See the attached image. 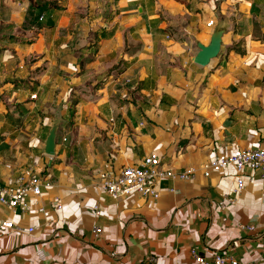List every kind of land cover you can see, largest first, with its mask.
Here are the masks:
<instances>
[{
    "label": "crops",
    "instance_id": "0c3cea01",
    "mask_svg": "<svg viewBox=\"0 0 264 264\" xmlns=\"http://www.w3.org/2000/svg\"><path fill=\"white\" fill-rule=\"evenodd\" d=\"M225 24L220 56L197 65ZM241 149L264 150V0H0V183L36 169L47 185L28 214L0 204L20 228L0 231V264H199L192 248L263 261L264 173L236 193L235 170H201ZM150 155L197 177L157 201L98 188Z\"/></svg>",
    "mask_w": 264,
    "mask_h": 264
},
{
    "label": "built area",
    "instance_id": "2783aa9c",
    "mask_svg": "<svg viewBox=\"0 0 264 264\" xmlns=\"http://www.w3.org/2000/svg\"><path fill=\"white\" fill-rule=\"evenodd\" d=\"M210 22L209 26L213 27ZM36 95L33 96L35 98ZM235 170L236 193H240L245 188V174L247 172L264 173V150L263 149H241L231 154H221L216 158L205 163L202 173L205 178H211L213 174H220L229 170ZM198 170L189 168L178 171L173 168L165 167L159 157L150 155L143 158L139 164L124 166L118 171L101 172L98 178V188L111 196L131 195L139 196L145 200L157 201L161 197L163 185L166 181L180 180L192 182L196 179ZM47 187L44 178L36 169H29L22 172L15 180L14 186L0 183V204L9 209L15 216L28 214L33 210L31 200H39L43 191ZM171 192H175L171 189ZM57 209H61L63 204L56 199ZM39 213H44L45 208L37 203ZM99 211V207H95ZM242 230L255 233L254 225H243ZM20 229L15 227L11 221L0 220V231ZM29 234H34L36 229L30 226L27 230ZM96 235L102 233L100 227L94 229ZM190 254L195 262L199 264H264L263 261L242 263L237 258L226 253H215L208 259L196 248L190 250ZM39 259L45 263L46 258L43 252L37 253Z\"/></svg>",
    "mask_w": 264,
    "mask_h": 264
},
{
    "label": "water",
    "instance_id": "95a60500",
    "mask_svg": "<svg viewBox=\"0 0 264 264\" xmlns=\"http://www.w3.org/2000/svg\"><path fill=\"white\" fill-rule=\"evenodd\" d=\"M227 31L228 24L219 25L213 31L209 45L205 46L200 42L197 44L199 52L194 58V62L197 65L207 67L213 62V60L220 56L222 47L224 45V36L226 35ZM59 125L60 124L58 121L54 123L46 140L44 152L49 157H54L56 155V142Z\"/></svg>",
    "mask_w": 264,
    "mask_h": 264
},
{
    "label": "trees",
    "instance_id": "16d2710c",
    "mask_svg": "<svg viewBox=\"0 0 264 264\" xmlns=\"http://www.w3.org/2000/svg\"><path fill=\"white\" fill-rule=\"evenodd\" d=\"M232 49L238 51V52L241 53V54L243 53L240 49H238V48H236V47H233Z\"/></svg>",
    "mask_w": 264,
    "mask_h": 264
},
{
    "label": "rangeland",
    "instance_id": "374dc122",
    "mask_svg": "<svg viewBox=\"0 0 264 264\" xmlns=\"http://www.w3.org/2000/svg\"><path fill=\"white\" fill-rule=\"evenodd\" d=\"M215 60H217V59H215ZM215 60H213V62H215Z\"/></svg>",
    "mask_w": 264,
    "mask_h": 264
}]
</instances>
